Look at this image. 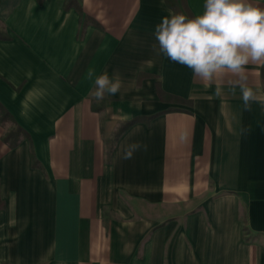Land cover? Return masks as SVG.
Segmentation results:
<instances>
[{"label": "crops", "instance_id": "0c3cea01", "mask_svg": "<svg viewBox=\"0 0 264 264\" xmlns=\"http://www.w3.org/2000/svg\"><path fill=\"white\" fill-rule=\"evenodd\" d=\"M74 2L0 0V264H264V106L216 96L153 35L204 0ZM105 71L122 87L97 102Z\"/></svg>", "mask_w": 264, "mask_h": 264}, {"label": "clouds", "instance_id": "9594fccd", "mask_svg": "<svg viewBox=\"0 0 264 264\" xmlns=\"http://www.w3.org/2000/svg\"><path fill=\"white\" fill-rule=\"evenodd\" d=\"M153 35L158 54L191 69L206 87L215 85L216 96L223 94L225 86L233 95L238 88L245 111L251 110L252 102L264 106V95L250 86L247 74L249 65H264V8L252 0H204L201 14L165 16ZM93 76L89 71L88 78ZM94 84L91 96L97 102L115 96L122 87L119 75L110 77L106 71L95 76ZM179 138L186 140L187 132ZM141 149L147 151L148 145L129 144L122 158L131 159Z\"/></svg>", "mask_w": 264, "mask_h": 264}, {"label": "trees", "instance_id": "16d2710c", "mask_svg": "<svg viewBox=\"0 0 264 264\" xmlns=\"http://www.w3.org/2000/svg\"><path fill=\"white\" fill-rule=\"evenodd\" d=\"M68 2H69V4L71 5V4H74L75 2H74V0H68ZM261 74H262V78H263V80H264V67L262 68V71H261ZM157 94H158V96H159V99L161 100V101H166V98L167 97H165V95L163 94V92L160 90V88H159V86H157ZM171 98V97H170ZM171 99H174V101H176V102H182V103H184V101H181V100H179V99H176V98H171ZM169 99L167 98V101H168ZM154 117H156V116H150V117H148V118H146V117H141V118H135V119H133V120H131V121H129V122H127V123H124V124H122L121 126H120V128H119V130H118V135H117V137H115L114 138V140H113V142H112V146H113V143H115L116 142V140H117V138L120 136V134H122L126 129H128L131 125H133V124H135V123H138V122H145V123H148L149 121H151ZM13 138V135L11 136V134H9V135H7L6 136V138H5V140H7V141H9L10 139H12ZM15 144H16V142H15ZM15 144H13V146L15 145ZM112 150V149H111Z\"/></svg>", "mask_w": 264, "mask_h": 264}]
</instances>
